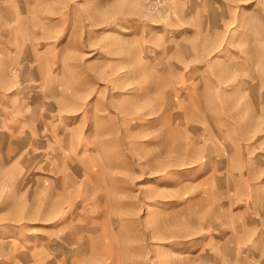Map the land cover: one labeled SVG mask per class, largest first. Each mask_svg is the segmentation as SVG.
I'll return each instance as SVG.
<instances>
[{"label": "rangeland", "instance_id": "374dc122", "mask_svg": "<svg viewBox=\"0 0 264 264\" xmlns=\"http://www.w3.org/2000/svg\"><path fill=\"white\" fill-rule=\"evenodd\" d=\"M0 264H264V0H0Z\"/></svg>", "mask_w": 264, "mask_h": 264}]
</instances>
